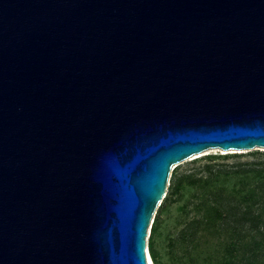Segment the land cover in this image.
<instances>
[{"label":"water","instance_id":"95a60500","mask_svg":"<svg viewBox=\"0 0 264 264\" xmlns=\"http://www.w3.org/2000/svg\"><path fill=\"white\" fill-rule=\"evenodd\" d=\"M211 149H264V0H0V264H149Z\"/></svg>","mask_w":264,"mask_h":264},{"label":"trees","instance_id":"16d2710c","mask_svg":"<svg viewBox=\"0 0 264 264\" xmlns=\"http://www.w3.org/2000/svg\"><path fill=\"white\" fill-rule=\"evenodd\" d=\"M227 156L230 155L207 157L212 162L217 157ZM211 162L178 177L159 207H164L160 213L163 215L168 204L183 200L178 207L182 214L178 222L184 227L177 241L171 242L170 260L174 264H187L188 260H194L191 257L200 247L203 238L225 233L227 238L223 241V253L217 258L216 264H239L236 260L241 248L245 253L242 260L246 264H257L256 252L264 243V161L249 164L248 167L216 165ZM232 181L230 190L227 183ZM178 197L180 199H176ZM162 222L159 218L150 235L151 257L155 264H163L159 261L157 251V237ZM248 237H252V242L247 245L244 240ZM259 237H262V241ZM180 240L186 243V248L179 255L175 249ZM212 259L209 258L211 262Z\"/></svg>","mask_w":264,"mask_h":264},{"label":"rangeland","instance_id":"374dc122","mask_svg":"<svg viewBox=\"0 0 264 264\" xmlns=\"http://www.w3.org/2000/svg\"><path fill=\"white\" fill-rule=\"evenodd\" d=\"M229 154L230 156L227 157H217L216 160L210 161L208 160V155H226ZM260 161H264V149H256L252 151H242L239 152H224L219 149H211L206 154L199 159H188L187 161L182 162L180 165H175L173 167V172L170 175L171 180L168 183V191L167 194L169 195L171 191V186L173 182L180 177L183 173L189 172L194 169L203 168V166L207 163H213L216 165H228V166H242V167H248L249 164L257 163ZM178 166V167H177ZM227 186L229 189H232L233 181L230 183H227ZM183 194L185 191L182 192ZM181 197V196H180ZM180 197L176 199H180ZM165 201V200H164ZM168 204V202H166ZM183 203V200L176 201L171 204H168L165 211L163 212V215H160L162 208H159L156 215H154V218L152 219V223L150 225L149 231H148V250L150 251V234L153 232V227L158 222L159 218H161L162 226L160 228V235L157 237V251L159 253V261L163 264H174L173 261H171L170 257V245L171 242H176L177 238L180 235V231L184 226L180 225L178 222V219L181 220L182 214L178 211V207ZM227 234L225 233H219L215 236L208 235L206 238H203V242L201 243L200 247L195 251L194 255L191 258H194V260L190 261L188 260L187 264H216L217 258H219L222 255L223 247L225 246L223 244V241H226ZM252 237L245 238L244 243L247 245L252 242ZM259 240L262 241V237H259ZM186 248V243L184 241H178L176 245V249L179 255L181 254V251ZM222 252V253H221ZM258 255L256 259L257 264H263L264 263V243L261 245V249L256 252ZM244 251H242V248L238 252L237 256V263L239 264H246L244 260H242ZM248 254V253H247ZM190 258V259H191ZM209 258H213L212 262L209 260ZM154 262V261H153ZM155 264V263H154Z\"/></svg>","mask_w":264,"mask_h":264},{"label":"bare ground","instance_id":"6f19581e","mask_svg":"<svg viewBox=\"0 0 264 264\" xmlns=\"http://www.w3.org/2000/svg\"><path fill=\"white\" fill-rule=\"evenodd\" d=\"M209 150H207V151H204V152H202V153H200V154H197V155H195L194 157H192L191 159H197V158H200V157H202V156H204L205 154H206V152H208ZM225 152H239V153H241L242 151H234V150H232V151H225ZM147 256H148V262H149V264H154V262H153V260H152V257H151V255H150V251L148 250V252H147Z\"/></svg>","mask_w":264,"mask_h":264},{"label":"built area","instance_id":"2783aa9c","mask_svg":"<svg viewBox=\"0 0 264 264\" xmlns=\"http://www.w3.org/2000/svg\"><path fill=\"white\" fill-rule=\"evenodd\" d=\"M166 196V195H165Z\"/></svg>","mask_w":264,"mask_h":264}]
</instances>
